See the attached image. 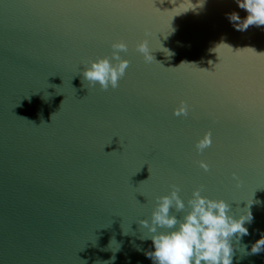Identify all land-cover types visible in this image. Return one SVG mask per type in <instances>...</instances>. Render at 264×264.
Listing matches in <instances>:
<instances>
[{
	"label": "water",
	"instance_id": "1",
	"mask_svg": "<svg viewBox=\"0 0 264 264\" xmlns=\"http://www.w3.org/2000/svg\"><path fill=\"white\" fill-rule=\"evenodd\" d=\"M232 12L247 16L235 0H0V264H153L139 222L174 187L250 208L233 264H264V26ZM117 41L119 86L89 85Z\"/></svg>",
	"mask_w": 264,
	"mask_h": 264
},
{
	"label": "clouds",
	"instance_id": "2",
	"mask_svg": "<svg viewBox=\"0 0 264 264\" xmlns=\"http://www.w3.org/2000/svg\"><path fill=\"white\" fill-rule=\"evenodd\" d=\"M235 2L240 9L247 12L245 18H241L237 12L228 14L236 30L246 31L252 25L264 26V0ZM112 48L114 51L111 56L94 59L85 65L83 80L89 85L95 86L99 83L105 90L119 86V80L130 63L121 56L122 51H127L128 45L124 41H117L112 44ZM137 49L144 54L147 61L154 58L147 40L141 41ZM170 54L173 55L171 52ZM210 144L211 140L205 138L196 147L198 151H203ZM200 166L205 170L209 168L204 161L200 162ZM157 200L151 220L139 222L147 230V235L142 239L152 241L153 249L145 254L153 264H233L232 241L235 238L239 242L243 236L249 234L246 224L253 221L250 208L248 214L237 218L231 214L228 201L205 196L200 189L193 192L187 204L175 187L170 194L157 197ZM173 208L175 212H183L186 208L188 211L181 219L171 212ZM243 251L245 255L249 254L247 245ZM250 254L264 255V234L252 244Z\"/></svg>",
	"mask_w": 264,
	"mask_h": 264
},
{
	"label": "snow or ice",
	"instance_id": "3",
	"mask_svg": "<svg viewBox=\"0 0 264 264\" xmlns=\"http://www.w3.org/2000/svg\"><path fill=\"white\" fill-rule=\"evenodd\" d=\"M130 64V63H129ZM129 66V65H128ZM244 84H242L241 82H236L235 84H234V87L237 89V90H240V91H242L243 90V88H244ZM208 170V169H207Z\"/></svg>",
	"mask_w": 264,
	"mask_h": 264
}]
</instances>
